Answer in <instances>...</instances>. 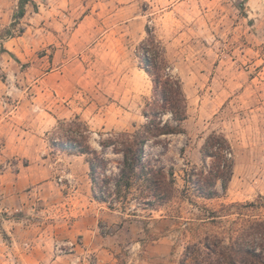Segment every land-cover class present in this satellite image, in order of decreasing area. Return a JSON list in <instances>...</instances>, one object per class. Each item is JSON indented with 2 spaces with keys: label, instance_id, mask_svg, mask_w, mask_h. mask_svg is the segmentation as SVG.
Here are the masks:
<instances>
[{
  "label": "rangeland",
  "instance_id": "374dc122",
  "mask_svg": "<svg viewBox=\"0 0 264 264\" xmlns=\"http://www.w3.org/2000/svg\"><path fill=\"white\" fill-rule=\"evenodd\" d=\"M18 1L0 0V264H178L221 231L206 208L253 202L264 218V0H32L15 21ZM146 27L182 81L187 118L147 148L173 169V198L131 215L94 200L85 157L52 149L48 134L78 115L98 147L100 134L144 123ZM212 131L234 167L226 193L205 200L181 191Z\"/></svg>",
  "mask_w": 264,
  "mask_h": 264
},
{
  "label": "trees",
  "instance_id": "16d2710c",
  "mask_svg": "<svg viewBox=\"0 0 264 264\" xmlns=\"http://www.w3.org/2000/svg\"><path fill=\"white\" fill-rule=\"evenodd\" d=\"M29 3L33 1H18L15 21L23 17ZM5 52L1 46L0 54ZM136 56L152 82V98L142 109L144 123L131 131L100 134L98 147L91 145L89 126L78 115L57 120L48 134L52 149L85 157L94 200L111 210H128L131 215L138 209L157 210L173 198L177 191L173 169L165 170L147 148L161 145V138L184 133L187 118L182 81L172 72L165 47L149 27ZM108 153L117 157L115 165ZM233 156L224 134L209 133L200 148L201 165L185 171L181 192L205 200L222 197L233 175ZM131 204L134 208L130 210ZM254 205L230 202L221 203L218 209L205 207L209 215L204 220L218 225L221 231L187 244L178 264H264V218L249 211Z\"/></svg>",
  "mask_w": 264,
  "mask_h": 264
}]
</instances>
